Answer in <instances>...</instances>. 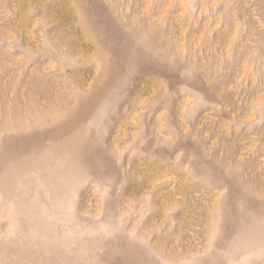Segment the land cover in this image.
Segmentation results:
<instances>
[{
  "label": "rangeland",
  "instance_id": "1",
  "mask_svg": "<svg viewBox=\"0 0 264 264\" xmlns=\"http://www.w3.org/2000/svg\"><path fill=\"white\" fill-rule=\"evenodd\" d=\"M0 264H264V0H0Z\"/></svg>",
  "mask_w": 264,
  "mask_h": 264
}]
</instances>
